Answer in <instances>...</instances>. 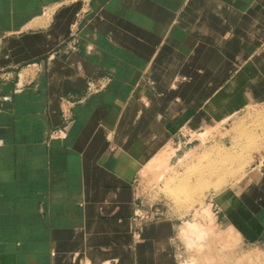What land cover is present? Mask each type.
<instances>
[{
  "label": "crops",
  "instance_id": "0c3cea01",
  "mask_svg": "<svg viewBox=\"0 0 264 264\" xmlns=\"http://www.w3.org/2000/svg\"><path fill=\"white\" fill-rule=\"evenodd\" d=\"M251 103L264 0H0V264H179L138 176ZM248 177L264 239V149Z\"/></svg>",
  "mask_w": 264,
  "mask_h": 264
},
{
  "label": "rangeland",
  "instance_id": "374dc122",
  "mask_svg": "<svg viewBox=\"0 0 264 264\" xmlns=\"http://www.w3.org/2000/svg\"><path fill=\"white\" fill-rule=\"evenodd\" d=\"M202 131L171 161L144 166L137 179L140 199L178 218L179 264H264V239H256L239 202L263 153L264 103H251ZM188 224L197 230L183 233Z\"/></svg>",
  "mask_w": 264,
  "mask_h": 264
},
{
  "label": "bare ground",
  "instance_id": "6f19581e",
  "mask_svg": "<svg viewBox=\"0 0 264 264\" xmlns=\"http://www.w3.org/2000/svg\"><path fill=\"white\" fill-rule=\"evenodd\" d=\"M257 122H258V121H257ZM260 122H261V125H263V124H262V121H260ZM261 141H262V143H263V142H264V138H263V140H261ZM156 160H157V159H156Z\"/></svg>",
  "mask_w": 264,
  "mask_h": 264
},
{
  "label": "built area",
  "instance_id": "2783aa9c",
  "mask_svg": "<svg viewBox=\"0 0 264 264\" xmlns=\"http://www.w3.org/2000/svg\"><path fill=\"white\" fill-rule=\"evenodd\" d=\"M138 215V214H137Z\"/></svg>",
  "mask_w": 264,
  "mask_h": 264
}]
</instances>
